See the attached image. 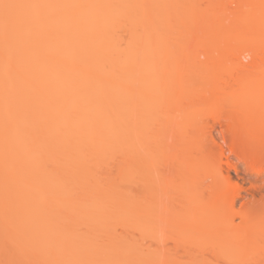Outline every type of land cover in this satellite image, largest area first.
Here are the masks:
<instances>
[{
  "label": "bare ground",
  "instance_id": "6f19581e",
  "mask_svg": "<svg viewBox=\"0 0 264 264\" xmlns=\"http://www.w3.org/2000/svg\"><path fill=\"white\" fill-rule=\"evenodd\" d=\"M240 165L264 191V0H0V264H264Z\"/></svg>",
  "mask_w": 264,
  "mask_h": 264
},
{
  "label": "rangeland",
  "instance_id": "374dc122",
  "mask_svg": "<svg viewBox=\"0 0 264 264\" xmlns=\"http://www.w3.org/2000/svg\"><path fill=\"white\" fill-rule=\"evenodd\" d=\"M183 104V105H182ZM181 105H180V107L181 106H184V107H181L182 108V110L181 111H184V109L186 108V103L184 104V103H182ZM187 109V108H186ZM216 129L219 131V127H218V125H216ZM214 147V151H215V153H219L220 152V149H219V147L216 145V146H213ZM227 154V153H226ZM223 159L225 160V156L223 157ZM223 167H225L226 168V164L223 162ZM239 169L240 170H235V169H233L231 166L229 167V172H230V175H231V180H232V182L234 183V184H236V185H238L239 187H241V195L239 196V197H237L236 198V201H235V203H234V210L235 211H237V210H239V209H241V208H243V207H245L246 205H249V204H251V203H254V202H256V201H258V200H264V191H261V190H259V191H253L251 188H250V184H249V182L247 181V179L245 178V175H246V177H248V178H254L255 177V175L256 174H253V173H251V171H249V170H247L243 165H240V167H239ZM239 219L238 218H236V221H238ZM169 230H166V232H168ZM168 233H170V232H168ZM168 233H167V237L169 236V238H168V242L167 243H169V241H170V243L173 241L172 239H174V238H172L173 237V235H172V237H170V235H168ZM165 235H164V237H163V240H164V238H165ZM166 237V238H167ZM166 238H165V242H166ZM172 240V241H171ZM162 242H164V241H162ZM174 242V241H173ZM166 243V245H168ZM164 244V243H163ZM171 244H174V243H171ZM165 245V246H166ZM170 248H168V252H171V250L172 251H174L173 253L171 252V253H168L169 255L171 254V256H172V254H174L175 252H177L181 247H175L174 245H172V247L170 246V244L168 245ZM167 247V246H166ZM174 247L175 248H179V249H176L177 251H175L174 250ZM171 249V250H170ZM181 251H183L184 252V250L182 249H180L179 250V252L180 253H175V254H177V255H181ZM185 254H186V252H184V256H183V254H182V256H180V258H182L183 257V259H181V260H183V261H186L188 258V255L186 254V259L184 258L185 257ZM199 255V254H198ZM209 255H211V254H209ZM207 253L206 254H204V256H206L205 258H203L202 256V260L203 259H205V260H207V259H211V258H209L210 256H209ZM214 254H212V256L211 257H213L211 260H213L214 258V260H218V259H220V258H216V257H214L213 256ZM207 256H209L208 258H207ZM179 257V256H178ZM177 257V258H178ZM199 257V256H198ZM180 258H179V261L181 262V260H180ZM207 258V259H206ZM185 259V260H184ZM221 260H218V262H220ZM220 264V263H219ZM223 264H224V262H223Z\"/></svg>",
  "mask_w": 264,
  "mask_h": 264
}]
</instances>
